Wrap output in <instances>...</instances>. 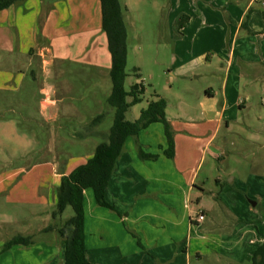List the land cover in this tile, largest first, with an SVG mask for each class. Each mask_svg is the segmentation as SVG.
Here are the masks:
<instances>
[{"label":"rangeland","instance_id":"obj_1","mask_svg":"<svg viewBox=\"0 0 264 264\" xmlns=\"http://www.w3.org/2000/svg\"><path fill=\"white\" fill-rule=\"evenodd\" d=\"M26 1L17 6L22 8L24 15L28 14ZM46 1L58 4V22L68 28L70 42L73 38L80 41L78 44L83 57L77 64L57 61L48 68H44L40 60L28 63L26 57L20 59L15 27L8 21L4 24L0 22V87L12 85L17 76L24 75L17 91L0 88V239L5 241L4 244L18 234L24 237L30 234L37 240L51 239L54 236L38 233V229L50 223L57 227L63 226L74 215L73 209L67 207L56 221L51 216L48 218L45 212L51 213L55 207L44 204L45 199L35 202V198H40V195L34 175L36 171L40 174L45 168L31 175L28 173L36 164H71L92 156L104 139L100 134L108 133L114 120V109L107 103L112 82L110 70L104 65L105 57H99L98 60L102 68L87 64L91 60L88 58L91 52L108 51L106 38H102L99 0ZM229 1L232 4L235 2ZM239 1V5L228 3L223 7L222 3L213 2L224 20L230 23L228 26H219L220 29L225 28L229 32L230 28L235 27L229 22L230 17H237L233 15V8L237 7L241 11L249 2ZM122 2L128 8L125 13L128 30V76L125 88L130 90L136 83L145 86L143 101L131 107L127 113L129 121L136 120L150 101L159 98L167 101L170 118H176L178 102H185L193 109L198 108L207 88L219 90L221 76L209 75L213 66L200 60L193 45V33L182 36L175 29L179 15L173 17L175 0ZM255 6L264 12V0H256ZM192 14L207 16L201 9L193 10ZM79 15L86 26L82 33L73 35L71 23L73 17ZM257 19L262 31L256 34L242 32L239 37L241 42L245 41L244 37L248 39V43L242 44H247L243 49L251 53V59L246 61L237 58L236 66L240 68L241 75L234 87L239 89L242 98L251 95L252 103L258 101L259 104L264 100V16L258 13ZM89 29L93 30V34L87 31ZM95 29H98L96 35ZM228 44L226 40L225 48ZM89 46L91 49H87ZM85 50L88 55L84 53ZM207 54L213 60L221 56L214 47ZM222 63L225 67V61ZM10 74L11 80L4 82ZM47 84L56 88L57 98L61 99L57 108L60 110L57 122H44L41 114V89ZM246 105L231 121L230 127L219 133L216 142L223 148L221 159L214 160L207 156L199 169L197 185L208 178L206 192L202 194L199 189H195L192 197L195 210L204 208L208 213L205 228L198 231L205 238L208 237V244L213 235H219L216 231L227 233L228 242L236 227L241 231L249 230L242 243L248 245L253 239L254 245L249 246L258 248L264 242V107L248 102ZM99 115H104V118L97 125L96 134H93L89 125ZM172 130L175 135L173 127ZM12 175L14 178L9 181ZM45 175L42 177L44 181L47 179ZM217 179L221 180V185H217ZM198 197L202 199L196 205ZM111 210L117 211L115 208ZM228 215L233 216L230 219L234 220H230ZM238 237L233 238V241ZM237 253L238 249L234 251V254ZM54 263L57 264L56 259L49 262ZM242 264L251 262L243 261Z\"/></svg>","mask_w":264,"mask_h":264},{"label":"crops","instance_id":"obj_2","mask_svg":"<svg viewBox=\"0 0 264 264\" xmlns=\"http://www.w3.org/2000/svg\"><path fill=\"white\" fill-rule=\"evenodd\" d=\"M26 2L27 15L22 14L21 7H17L20 4L0 11L1 24L8 21L17 31L20 59L26 57L25 60L32 64L40 60L44 68L55 65L57 61L77 64L83 57V51L78 44L80 41L75 38L71 42L68 40V28L58 22V4L46 0ZM213 2L222 3V7L228 3L240 4L239 0H235L233 4L229 0H175L173 17L180 13L189 16L186 26L178 35L193 33V45L197 49V55L200 60L213 66L209 75L221 76L222 84L218 91H214L212 87L207 88L198 108L193 109L185 102H178L176 118H170L166 108L167 119L175 130L174 159L163 155V151L167 149V140L161 123L151 124L137 138L144 152L158 156L156 160H141L135 139L128 138L105 191L106 201L117 211L98 206L93 191H84L85 247L90 264H242L243 261H250L252 264V257L257 250L249 246L254 245L253 239L248 245L242 243L249 230L241 231L236 227L228 242L227 233L220 234L221 232L216 231L219 235H213L208 244V237L205 238L198 232L205 228L208 213L204 208L196 211L192 197L195 189H199L202 194L206 192L205 183H208V178L197 185L199 169L206 157L221 159L223 148L216 142L219 133L230 127L231 121L247 107V102L264 107L263 99L259 104L258 101L252 103L251 95L244 99L239 95V89L234 87L241 75L240 68L236 66L237 58L246 61L251 59V53L243 49L247 44H242L248 43V39L244 37L245 41L241 42L239 37L242 32L250 34L242 24L250 8L259 10L255 6L256 0H249L241 11L237 7L233 8V15L237 17H230L229 22L235 27L230 28L229 32L225 28L220 29L219 26H228L230 23L224 20ZM198 9L203 10L207 16L192 14L193 10ZM257 16L258 12L252 13L248 21L249 29L255 34L262 31ZM80 18L81 15L73 17V35L82 33L86 26ZM97 30H94V35ZM87 31L93 34V30ZM226 40L229 44L225 48ZM15 46L16 44L13 48ZM213 47L220 53L219 59L213 60L207 54ZM87 49H91V46ZM84 53L88 52L85 50ZM102 56L105 57L106 69L110 70L111 56L108 51L91 52L88 56L91 60L87 64L102 68L98 61ZM8 76L10 77L4 82L11 80L12 75ZM198 77L200 76H195ZM16 78L14 84L1 86L2 90L17 91L22 85L21 79H24V75ZM57 95L56 88L50 84L41 89L40 105L44 122H57L60 118V110L57 108L61 99ZM95 119L96 117L91 120V126L89 125L93 134H96L99 124H93ZM108 133L98 134L104 138ZM90 157L71 164L66 162L52 165L46 162L33 166L28 173L30 175L45 168L40 174L36 171L34 175L39 186L37 193L40 195V198H35V202L45 199L44 204L54 207L56 189L61 177L85 164ZM44 174L46 181L42 179ZM13 178L14 175L10 176L9 181ZM216 181L217 185H221L220 179ZM201 199H196V205L201 203ZM45 213L48 218L51 216L49 211ZM200 216H203L202 220ZM228 218L233 216L228 215ZM47 221L48 219L45 223ZM50 225L54 224H44L38 229V233L54 237L40 240L33 238L34 243L29 246H14L2 252L5 241L0 239V264H49L55 259L57 264H64L62 239L58 237L57 229L48 230ZM237 236L238 239L233 241ZM236 249L238 253L234 254Z\"/></svg>","mask_w":264,"mask_h":264},{"label":"trees","instance_id":"obj_3","mask_svg":"<svg viewBox=\"0 0 264 264\" xmlns=\"http://www.w3.org/2000/svg\"><path fill=\"white\" fill-rule=\"evenodd\" d=\"M25 0H0V11ZM102 14V31L106 37L107 50L111 56L110 78L112 82L111 94L107 103L114 109V120L109 133L97 146L94 154L87 159L85 164L76 167L70 174L60 179L56 189L55 208L51 217L55 221L67 207L73 209L74 215L66 220L63 226L50 225L48 230L57 229L61 243L64 246V264H90L86 256L85 247V195L84 191L91 189L95 202L98 206L113 209L105 199V191L109 180L116 170L118 159L122 156L128 138L133 137L138 148V155L141 160H156L157 155H151L143 151L139 146L137 138L139 133L153 123H161L167 140V149L163 155L169 159L175 158V141L172 126L167 119V101L163 98L152 100L147 107L142 109L138 119L129 121L127 113L129 109L143 101L145 86L136 83L130 90L125 88V81L128 76L126 72L128 61V30L125 22V13L128 8L122 0H99ZM261 12L250 8L242 27L251 34L248 21L252 13ZM189 20V16L180 13L176 18L175 29L179 33ZM131 98V100H129ZM104 118L99 115L93 124L97 125ZM33 237L16 235L8 240L2 252H6L14 246H29L33 244ZM252 264H264V242L255 251L252 257Z\"/></svg>","mask_w":264,"mask_h":264},{"label":"built area","instance_id":"obj_4","mask_svg":"<svg viewBox=\"0 0 264 264\" xmlns=\"http://www.w3.org/2000/svg\"><path fill=\"white\" fill-rule=\"evenodd\" d=\"M199 218L202 220L203 219V216H200Z\"/></svg>","mask_w":264,"mask_h":264}]
</instances>
